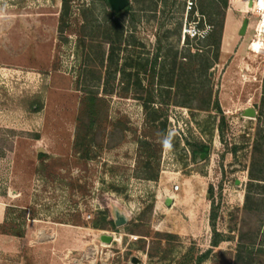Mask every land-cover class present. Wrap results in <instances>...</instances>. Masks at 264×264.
Wrapping results in <instances>:
<instances>
[{
    "label": "rangeland",
    "instance_id": "rangeland-1",
    "mask_svg": "<svg viewBox=\"0 0 264 264\" xmlns=\"http://www.w3.org/2000/svg\"><path fill=\"white\" fill-rule=\"evenodd\" d=\"M186 1L130 0L114 18L71 0L60 32L62 0H0V233L24 241L0 264H177L214 232L200 264H235L240 229L264 244V203L258 222L243 216L264 91L254 19L246 0ZM195 21L204 38L183 35ZM207 89L223 121L195 109ZM117 214L125 224L92 227Z\"/></svg>",
    "mask_w": 264,
    "mask_h": 264
},
{
    "label": "trees",
    "instance_id": "trees-1",
    "mask_svg": "<svg viewBox=\"0 0 264 264\" xmlns=\"http://www.w3.org/2000/svg\"><path fill=\"white\" fill-rule=\"evenodd\" d=\"M69 1L70 0H62V10L59 16V31H63V20L64 17L69 12ZM219 4H221L224 8L226 7V0H216ZM117 14V13H116ZM118 15V14H117ZM115 29V26H113ZM222 23H219L217 29V36L216 38L209 43L215 48V56L217 54V49L219 46V41L222 35ZM111 30V29H110ZM109 31V29H108ZM109 36L107 37V39ZM213 43V44H212ZM203 50L197 49L195 54L200 56V60L203 59L204 54L202 53ZM202 57V58H201ZM155 60V59H154ZM208 68L207 63H200V70L206 75L205 71ZM262 88H264V84H262ZM195 97H200L203 99L204 104L202 106L196 107V110L199 111H208L211 108H214L217 114L219 115L221 121H223L224 116L217 104L214 102V106H210L212 103L211 97L212 92L211 89H207L203 92L194 93ZM89 103L91 104L89 111L87 112L89 116L93 114V107H94V98L93 95H88ZM257 119V126L254 132V137L252 141V148H251V161L250 166L248 169V182L245 185V193H244V200H243V216L248 218V221L245 220L246 225L250 224L251 219H255L257 222L262 215V211L260 210V205L264 203V91H262V95L260 98V103L258 106V112L256 115ZM92 120L90 119V122ZM89 122V123H90ZM143 146V144H140ZM198 150H203V147L200 146ZM194 152V151H193ZM41 155V154H39ZM214 216H212L213 219ZM244 223V224H245ZM110 226L111 228L114 227L113 220H105V217L97 219L93 222V228H102L105 226ZM258 227L260 225H257ZM22 233L14 234L21 236ZM168 235V234H167ZM222 240L220 238V234L218 232H214L212 236V240L210 242L211 248L218 246L219 242ZM211 248L206 250L205 252L199 254L193 261H190L189 256L191 254V250H188L182 260L179 261L177 264H200L208 255ZM264 257V244L257 245L255 242V238L251 234L245 233L243 230H239V234L237 236V245L235 247V253L233 261L235 264H253L257 258Z\"/></svg>",
    "mask_w": 264,
    "mask_h": 264
},
{
    "label": "built area",
    "instance_id": "built-area-1",
    "mask_svg": "<svg viewBox=\"0 0 264 264\" xmlns=\"http://www.w3.org/2000/svg\"><path fill=\"white\" fill-rule=\"evenodd\" d=\"M246 4L248 5L247 11L252 14L251 16L254 19V40L258 41L261 46H264V0H246ZM193 5L194 0H187L185 6L186 12L192 9ZM199 23L200 21H195L194 23L184 25L182 29L183 35L195 39L204 38L207 31L211 29V26L209 24L199 25ZM177 188L178 187L175 186V189Z\"/></svg>",
    "mask_w": 264,
    "mask_h": 264
},
{
    "label": "water",
    "instance_id": "water-1",
    "mask_svg": "<svg viewBox=\"0 0 264 264\" xmlns=\"http://www.w3.org/2000/svg\"><path fill=\"white\" fill-rule=\"evenodd\" d=\"M111 8L115 11L120 10L121 8H123L126 4H127V0H108ZM247 25V21L244 20L242 23V28H241V32L245 29ZM244 115L246 116H254L255 115V111L252 108H246L244 110ZM171 198H166L165 202L166 204H170ZM126 219L123 215L117 214L116 218L114 220V225L115 226H120L125 224ZM100 240L103 242H110L112 240L111 236L108 235H101L100 236Z\"/></svg>",
    "mask_w": 264,
    "mask_h": 264
},
{
    "label": "crops",
    "instance_id": "crops-1",
    "mask_svg": "<svg viewBox=\"0 0 264 264\" xmlns=\"http://www.w3.org/2000/svg\"><path fill=\"white\" fill-rule=\"evenodd\" d=\"M228 16H226L227 19ZM6 206V204L4 203V201H2L0 199V222L3 220L4 218V207ZM23 239V235L19 236V235H10V234H6V233H0V249L4 250L5 253H10L13 251L14 248V244H19L21 245V248L23 247L22 245L24 244V241H22ZM19 246V245H17ZM16 246V247H17Z\"/></svg>",
    "mask_w": 264,
    "mask_h": 264
},
{
    "label": "flooded vegetation",
    "instance_id": "flooded-vegetation-1",
    "mask_svg": "<svg viewBox=\"0 0 264 264\" xmlns=\"http://www.w3.org/2000/svg\"><path fill=\"white\" fill-rule=\"evenodd\" d=\"M71 1V0H70ZM69 1V2H70ZM103 1V3L107 6V8H109V11H110V13L112 14V17H120L122 14H123V12L125 13L128 9H130V0H127V4L123 7V8H121L120 10H118V11H115V10H113L112 8H111V6H110V4H109V2H108V0H102ZM118 15H117V14ZM134 16V15H133ZM132 16V17H133Z\"/></svg>",
    "mask_w": 264,
    "mask_h": 264
},
{
    "label": "bare ground",
    "instance_id": "bare-ground-1",
    "mask_svg": "<svg viewBox=\"0 0 264 264\" xmlns=\"http://www.w3.org/2000/svg\"><path fill=\"white\" fill-rule=\"evenodd\" d=\"M248 7V5H246V8ZM250 46L251 48L256 52L258 51H264V46H261L260 43L256 40H253L251 43H250Z\"/></svg>",
    "mask_w": 264,
    "mask_h": 264
}]
</instances>
